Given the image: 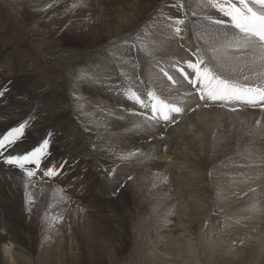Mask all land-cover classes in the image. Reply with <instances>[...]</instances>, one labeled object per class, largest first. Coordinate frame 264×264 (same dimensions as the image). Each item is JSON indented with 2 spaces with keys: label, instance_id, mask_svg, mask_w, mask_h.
<instances>
[{
  "label": "bare ground",
  "instance_id": "6f19581e",
  "mask_svg": "<svg viewBox=\"0 0 264 264\" xmlns=\"http://www.w3.org/2000/svg\"><path fill=\"white\" fill-rule=\"evenodd\" d=\"M168 1L25 0V11L30 23L31 19L33 22L39 18L44 20L51 25L53 33L60 35L59 41H72L83 49H94L115 37L143 30L150 44L148 51L151 55L138 57L126 71L105 66L93 80L80 87L84 107L93 116L110 124L114 148L123 155L118 160L122 177L114 191L103 184L101 169L92 160L90 149L80 151L83 144L81 133L59 125L44 126L38 123L33 117L37 111L29 112L22 108L13 96L17 88L24 87L23 83L8 82L7 86L12 87L10 92L13 95L9 94L7 102L0 105V118L3 119L0 120V138L23 124V134L15 142L20 146H13L14 143L8 148L9 152L23 155L42 149L39 154L42 163L38 166L28 164L26 167L36 171V179L42 173L45 181L44 184L39 180L32 181L21 171L16 175L0 172V264H23L28 259L25 256H28L30 245L34 241L37 245L49 244L46 236L57 233L59 222L66 226L80 221L81 233L72 238L78 252L71 256L70 264H118L120 257L116 251L120 253L121 248L111 251L106 242L109 239L120 241L121 236L109 231L106 227L108 224L101 221L115 223L114 217L118 216L120 219L115 224L121 231V224L125 223L128 213L122 208L131 201L136 203L134 207L139 212L145 211L152 217H160V214L162 216L165 213L163 218H167V213L173 212L176 202L169 196H161L157 190L172 191L189 182L192 185L183 187L179 192L184 203L183 210L200 222L205 221V214L213 205L239 214L241 224L235 230L250 238L249 241H256L259 255H256L255 262L264 264V132H257V126L264 124V106L255 112L245 110L237 115V119L230 115L232 122L226 120L225 124H219L221 117L216 109L222 104L210 99L200 102V85L192 88L184 82L179 71L184 69L190 78H194L195 74L187 64L203 58L202 67L206 65L220 78L235 82L236 77L245 72L254 76L262 75L264 62L254 58L251 50L236 51L228 46L224 34L236 30L230 26V19H222L220 12L208 6L207 0H180L167 7ZM180 3H183L182 8ZM74 4L76 7H73ZM82 6H90L93 11L102 10L107 13V17L85 25L87 17L82 16ZM206 17L224 23L214 24ZM179 19H183L184 24L177 25L175 21ZM176 27L181 28L179 35L175 32ZM48 40L53 41L51 37ZM197 49L200 52L194 55ZM8 62L14 66L20 65V71L25 74L33 72L37 66L36 62L18 57L13 59L12 55ZM255 69L259 71L255 73ZM165 72L176 79L175 84L168 80ZM127 75L130 76L129 80L124 77ZM252 81L251 84L254 83ZM1 82L4 80L1 79ZM130 90L145 100L148 99L147 92L154 90L161 98L181 107L182 112L178 117L172 114L170 121H147L145 117L152 115L150 109L141 108L129 99ZM197 103L207 106L196 108ZM125 105L127 107L123 108ZM186 108L196 109L191 114ZM175 118L184 119L185 122L167 132ZM227 129L233 131L231 136ZM165 132L170 136L165 137L166 141H161L159 137ZM65 134H68L67 139ZM146 135L156 138L151 140ZM245 146L248 150L246 158L256 162L239 157V161L232 163L239 154L244 153L246 149H242ZM237 149L239 154L235 152ZM163 157H170L176 165L169 167L161 159ZM219 163H222L221 166H217ZM140 164L145 167L139 170L142 176L132 182L130 177L135 175L138 171L135 167ZM250 164L257 165V168L261 166L251 170L248 168ZM165 167L169 169L161 173L160 170ZM47 169H55L57 174L44 175ZM212 170L216 179L210 176ZM55 184L64 185V189L61 190ZM151 191L159 192L160 196L144 200L143 195ZM258 214H263V218L254 225L253 219L260 218ZM176 221L169 218L163 225L153 229L151 234L157 237L162 235L159 240L163 243H156L148 236L145 244L149 250L144 256L151 258L149 264H156L157 258H163V262L176 258L201 263L198 257L203 240L196 232L198 223L184 221L186 225L175 226ZM225 225V231L219 235L231 231L229 220ZM174 226V229L171 228ZM253 227L262 228L250 233ZM141 228L145 234L146 228ZM242 228H246L247 232ZM26 229L28 233H25ZM64 256L61 249L55 247L51 252L42 249L39 259L43 264H58L56 259ZM220 259H236L232 264L242 263L239 257L232 255L220 256Z\"/></svg>",
  "mask_w": 264,
  "mask_h": 264
},
{
  "label": "rangeland",
  "instance_id": "374dc122",
  "mask_svg": "<svg viewBox=\"0 0 264 264\" xmlns=\"http://www.w3.org/2000/svg\"><path fill=\"white\" fill-rule=\"evenodd\" d=\"M178 2H180V0H170L168 1L169 5L167 7ZM81 9L82 16L87 17L85 25L92 24L99 18L107 17L106 12L98 9L93 11L90 6H82ZM221 15L222 19H226L222 13ZM28 20L29 19L25 11V0H0V78L4 80V82H1L0 79V90H2L0 93L5 92V89L7 90V94L5 92L0 95V105H4V103L7 102L9 94L13 95L12 92H10L12 87L7 86L8 82L11 81V83H13V81H16L18 83H23L24 87L17 88V93L13 95L16 102L21 104L22 108H25L29 112L37 111L33 117L38 120V123L41 122V125H59L58 127L62 126L64 128L79 131L83 139L80 151L83 152L85 148L90 149L92 160L98 163V167L101 169L100 174L104 182L103 184L109 187L112 191L116 190L122 177L121 171H119L121 164L118 160L123 155H121L118 150L114 148L115 146L110 133V124L105 122V120L93 116L84 107L80 96V87L93 80L96 77V74H98L105 66L126 71L129 69V66L133 64L134 60L138 59V57L142 58L143 55H151L148 51L150 47L148 38L144 34V31L140 30L139 33L136 32L123 37H115L94 49H83L72 41H59L60 35L53 33L51 31V25L44 20L39 18L33 22L31 19V23L30 20ZM113 20L114 19L111 21ZM49 37H51L53 41H49ZM199 52V49L195 50L196 54L194 55H198ZM10 55H12L13 59H17L18 57L28 62H36L37 66L33 72L25 74L20 71V65H10L8 62ZM255 71V73H257L259 69H255ZM91 72L94 74L93 77L91 76ZM258 76L262 77L260 78ZM124 77H127L129 80L130 76L127 75ZM245 77H248V79H245ZM263 77L264 73L262 75L260 74L254 76L245 72L243 75H239L238 78L236 77L237 82H235L249 87H264ZM221 78L225 79V77ZM242 79L245 80L243 81ZM249 79H252L255 84L252 80H250L253 83L251 84V82L248 81ZM239 80H241V82ZM232 82H234V80H232ZM246 83H248V85ZM206 100L207 97H205L202 101L204 102ZM236 102L237 105H223V108L219 107L216 109L217 114L221 117L219 124L222 122L225 124L227 122L226 120L232 122V117L237 119V117L241 113L245 112V110L255 112L260 109H257L252 104L242 103L239 101ZM200 104H195L196 108L206 106L205 103ZM126 107L127 106L125 105L123 108ZM196 108L186 109L189 110V112L191 111L190 113L193 114L194 109ZM226 115L227 118H225ZM230 115H232V117ZM175 117H178V114H176ZM0 120L3 119L0 118ZM184 122V119L175 118V120L171 122L167 132L168 130L171 131V129L175 128L176 125L178 126ZM263 125L264 124L261 123L257 126L258 133L264 132ZM167 132H165L163 136L159 137L161 138V141H166L165 137L168 138L170 136ZM178 132L180 131H177V133ZM227 132L231 136L233 131H231V129H227ZM147 136L148 135H146V137ZM67 137L68 134H65L66 139ZM147 138L155 140L156 136L151 137L149 135ZM148 142L154 143V141ZM247 145L248 144L246 142V146ZM13 146L19 147L20 144L15 143ZM246 146L242 149L243 151L246 149L244 153H241V155L244 154L245 156H241L239 154L240 148L237 149L235 152L239 155L234 161H232V163L239 161V157H243L241 159H245L247 157L246 155L248 154V150ZM8 154L11 153L9 152V149L6 148L3 155H0V159H2L0 160V172L16 175L20 170L12 165L6 164L3 160ZM15 155H17V153ZM161 159L169 167L176 165L170 157H163ZM248 159L251 160L249 157ZM248 159L246 158V160ZM251 162L256 161L251 160ZM221 164L222 163H219L217 166H221ZM250 165L253 167H248L251 170L254 169V167L257 168V165L255 164ZM259 166L257 169H259ZM169 167L161 169V173L167 171ZM143 168L145 167L141 166V164L135 167L138 171ZM216 170L218 169H215L214 171ZM138 171L135 175H131L130 179L132 182H134L136 178L142 176L141 171ZM39 175V179H36L35 175L24 176L29 177L30 180H34L35 182L39 180L44 184L45 180L43 179L42 173H39ZM210 176H213L215 179L217 178L216 174L213 173V170L212 173L210 171ZM189 185H192L191 182L185 183L182 188L172 191L168 189L157 190L161 192V196H169L176 202L173 212L167 213V218H163L165 217V213H162V216L160 214V217H152L145 211L139 212V210L134 207L136 203L131 201L127 205L129 207L124 205L122 208V210H125V212L128 213L127 216L125 215V223L121 224V227L123 228L121 231H118V224H115L118 222L120 217H114V219H116L115 223H105L101 221V223L108 224L106 227H108L109 231L117 232V236H121L120 241L113 242L112 239H109V241L106 242L109 250L111 251L115 252L117 248H121L120 253L116 251L120 257V262L118 264H149V259L151 258H146L144 256L148 249V245H146L145 242L148 236H150L149 238H151L152 241L156 243H163L159 240V237L162 235L157 237L151 233L153 229L163 225L169 218L177 220L175 222V226H179L181 224L186 225V222L184 221H196V223H198L196 232L199 234L198 237H201V240H203V245L199 248L200 256L198 257V261L201 262L199 264H232V262L236 261V259H220V256L227 257L229 255L239 257L242 261L241 264H258V262H255L256 255H259V249L256 241H249L250 238L240 234V231L235 230L236 227L241 224L239 214L222 210L218 208L217 205H213L208 210V213L205 214V221L200 222L186 210H183L184 203L179 195V192L183 190V187H188ZM55 186L61 190L64 189V185L55 184ZM157 191H151L147 195H143V199L147 200L151 196L154 198L156 196H160L158 195L159 192L157 194ZM263 214L261 216L258 214L260 218L257 220L253 219L254 225L257 224L256 222L262 220ZM228 220L230 221L231 231H229L226 235H219L220 232L225 231V224ZM260 225L261 223L259 226ZM175 226L171 228L174 229ZM81 227V221L73 222L66 226L59 222L57 224V233L55 235L46 236V239L49 240V244L37 245L36 241H34L33 245H30L31 249L28 256H25L28 259H26L23 264H36V262L37 264H43V262L39 259L42 249H44V251L50 250L51 252V250L55 247H59L62 253L65 254L64 257L56 259L58 264H70L71 256L78 252L75 249L72 238L81 233ZM141 227L146 228L147 232L145 234L142 232ZM262 227H259V229H255V227H253V229L250 230V233H256V230H260ZM242 229H244V232H247L246 228ZM25 233H28V229L25 230ZM143 245H145V247H143ZM0 251H2V248H0ZM162 259L163 258H157L156 264H196V262L193 261L185 262L182 259L176 258H169L168 260H164V262ZM83 264L86 263L84 262ZM260 264L263 263L261 262Z\"/></svg>",
  "mask_w": 264,
  "mask_h": 264
},
{
  "label": "snow or ice",
  "instance_id": "6c2138e0",
  "mask_svg": "<svg viewBox=\"0 0 264 264\" xmlns=\"http://www.w3.org/2000/svg\"><path fill=\"white\" fill-rule=\"evenodd\" d=\"M207 4L222 13L225 17H228L231 21L230 26L236 29L233 33L224 34L228 46L234 48L236 51L251 50L254 53V58L264 62V0H207ZM73 7H76V5L74 4ZM180 7H183V3H180ZM206 19L214 24L224 23V21L216 20L212 17H206ZM175 23L182 25L184 24V20L179 19ZM175 32L179 35L181 28L176 27ZM201 65H204L203 58H198L195 63L188 62L187 66L194 72V78H190L189 74L184 72V69H179L193 87L197 84L200 85L198 91L200 92L201 99L207 97V99L212 101H241L253 106L258 101H264V87H249L222 79L211 68L206 65L201 67ZM164 75L173 84L176 83L167 72ZM245 79H248V77H245ZM147 97V100L142 99L140 95L131 90L128 96L134 103L139 104L141 108L150 109L152 115L145 117L147 121H170L172 114L182 112L181 107L161 98L154 90H149ZM23 131L24 125L21 124L0 138V155H3L4 150L10 148L16 142L17 138L23 134ZM46 146L47 141L45 140L44 147ZM41 152L42 149L38 148L23 155L8 154L4 157V162L18 168L27 176H33L35 175L34 170L26 167V165L34 163L38 166L40 163L39 154ZM132 155H136V153ZM54 174H57V170L55 169H47L44 172V175L47 176Z\"/></svg>",
  "mask_w": 264,
  "mask_h": 264
}]
</instances>
